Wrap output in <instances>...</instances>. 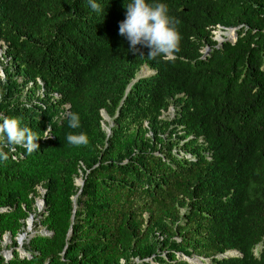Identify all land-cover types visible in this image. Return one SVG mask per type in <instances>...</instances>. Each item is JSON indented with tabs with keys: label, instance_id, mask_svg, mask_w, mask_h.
<instances>
[{
	"label": "trees",
	"instance_id": "obj_1",
	"mask_svg": "<svg viewBox=\"0 0 264 264\" xmlns=\"http://www.w3.org/2000/svg\"><path fill=\"white\" fill-rule=\"evenodd\" d=\"M96 2L0 0V114L41 136L30 154L0 137V264H264V0H148L178 21L171 60L129 51L130 0ZM218 25L234 39L217 44ZM81 132L87 145L68 143ZM36 198L47 234L25 231Z\"/></svg>",
	"mask_w": 264,
	"mask_h": 264
},
{
	"label": "clouds",
	"instance_id": "obj_2",
	"mask_svg": "<svg viewBox=\"0 0 264 264\" xmlns=\"http://www.w3.org/2000/svg\"><path fill=\"white\" fill-rule=\"evenodd\" d=\"M88 6L94 12H101L102 9L96 0H88ZM125 19L119 22L120 36L127 39L129 51L143 53L137 46L149 49L147 57L156 59L161 57L164 60L174 58L179 51L180 34L176 28V21L168 15V7L165 3H149L148 0H130L125 5ZM68 127L77 129L80 127L79 115L69 112L67 114ZM0 137L3 138L4 146L24 148L29 154L39 150L37 140L41 137L34 133L29 127L21 126V121L16 117H8L0 114ZM46 134L44 137H49ZM69 144L74 146L87 145L88 137L84 133H69L66 137ZM8 155L0 149V160H7ZM228 252V251H227Z\"/></svg>",
	"mask_w": 264,
	"mask_h": 264
},
{
	"label": "rangeland",
	"instance_id": "obj_3",
	"mask_svg": "<svg viewBox=\"0 0 264 264\" xmlns=\"http://www.w3.org/2000/svg\"><path fill=\"white\" fill-rule=\"evenodd\" d=\"M223 27V28H222ZM217 26L216 28L212 29L211 30V34H212V39H217L215 42L217 44H220L221 42H223V40H233L234 39V36H235V33L234 31H230L228 27H224V26ZM229 30V31H228ZM221 37V41L218 40V38ZM3 52H4V43H2L0 41V57H1V60L3 59ZM4 63V61H3ZM3 63H0V76L2 79H5L7 74L4 70V65ZM5 63H6V60H5ZM4 63V64H5ZM8 72L11 73L13 76L12 78L16 81L17 84H19L20 86H23V89L20 93V100H23V101H26V100H32V101H36L37 100V96H38V93H41L42 92V89H37L35 92H31V93H28V87L32 86V82L30 81H27L21 74H18V73H14L13 72V68L8 69ZM153 71L151 69H149L147 66L143 65L141 67V69L138 71L137 73V76H144V75H149L151 74ZM102 114H103V128L106 130V129H110L111 125L113 124L112 123V118L110 116H108L106 114V112L102 111ZM173 115H174V108L173 107H169L168 111H165L163 113V116L165 117H168V118H173ZM77 178L81 179L82 177L81 176H78ZM76 178V179H77ZM38 191L39 193L43 194V188L38 186ZM37 199L38 200H41L39 198H36L35 200V208H36V211L39 215V212L41 213L42 210H43V207L42 206L39 210L37 208ZM41 216H37V218H34L31 220V222L28 220V223H29V229H27V224L25 226V231H29V232H37V233H42V234H47L48 231L45 229V227H42L41 225H38L37 226V229L36 231L34 230V226H35V222L38 221V219L40 218ZM24 233V232H23ZM22 234V233H21ZM18 237V236H17ZM18 242V241H17ZM22 242H24V239L22 240ZM11 243V240H10V236L9 235H4L1 240H0V247H1V252L4 253V254H7V251L10 250L8 248V245ZM19 244V243H18ZM22 244V243H21ZM264 248V242L258 244L255 249H254V253L255 254H258V252ZM162 255H165V251H163L161 253ZM227 256L229 255H237V253L235 251H228L226 253ZM206 264H211L209 261L207 260H204ZM155 264H160V263H155Z\"/></svg>",
	"mask_w": 264,
	"mask_h": 264
},
{
	"label": "water",
	"instance_id": "obj_4",
	"mask_svg": "<svg viewBox=\"0 0 264 264\" xmlns=\"http://www.w3.org/2000/svg\"><path fill=\"white\" fill-rule=\"evenodd\" d=\"M221 27H222V26H221ZM222 28H223V27H222ZM228 28H230L232 32L234 31V33H235V30L237 29L236 27H235V28L228 27ZM230 29H229V30H230ZM139 77H140V76H138L137 78H139ZM101 114H102V113H101ZM102 117H103V114H102ZM105 131H106L107 133H109V132H110V129H106ZM80 180H81V182H80V184L78 185V186H80V189H79L78 193L81 191V187H82L83 182H84V180H83L82 178H81ZM75 183H76V181H75ZM76 185H77V184H76ZM44 191H45V190H44ZM73 199H75V197H73ZM42 206H44V200H43V199H41V205H40V206H37L38 210H39ZM32 219H33V215H30L29 218H28V220L31 222ZM28 220H27V229H29V223H28ZM25 236H26V234H25V232H24V233L20 234V235L16 238L17 241H18V243H19V245H20V247H21L22 240L25 238ZM226 253H227V252H226ZM226 253H223L222 255L225 256ZM207 261H208V260H207ZM198 263L203 264V262H198Z\"/></svg>",
	"mask_w": 264,
	"mask_h": 264
},
{
	"label": "bare ground",
	"instance_id": "obj_5",
	"mask_svg": "<svg viewBox=\"0 0 264 264\" xmlns=\"http://www.w3.org/2000/svg\"><path fill=\"white\" fill-rule=\"evenodd\" d=\"M228 31H229V30H228ZM230 31H231V29H230ZM218 39H219L220 41L222 40L221 37H219ZM80 182H81V180L78 179V180L76 181V184L79 185ZM40 205H41V200H38V201H37V206H40ZM191 261L194 262V263H197V262H201L202 260L199 259V258H197V257H193V258H191Z\"/></svg>",
	"mask_w": 264,
	"mask_h": 264
},
{
	"label": "built area",
	"instance_id": "obj_6",
	"mask_svg": "<svg viewBox=\"0 0 264 264\" xmlns=\"http://www.w3.org/2000/svg\"><path fill=\"white\" fill-rule=\"evenodd\" d=\"M218 27H219V25H218ZM213 40H217V39H213ZM41 83V82H40ZM42 84V83H41ZM42 90H43V88H42ZM60 97V95H59V93H57V92H53V94H52V99L53 100H55L56 98H59ZM68 107V105H65V108H67ZM43 193H44V189H43ZM48 233H49V231H48Z\"/></svg>",
	"mask_w": 264,
	"mask_h": 264
}]
</instances>
